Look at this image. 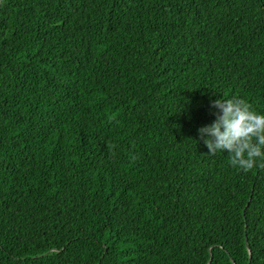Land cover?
<instances>
[{"label": "trees", "instance_id": "1", "mask_svg": "<svg viewBox=\"0 0 264 264\" xmlns=\"http://www.w3.org/2000/svg\"><path fill=\"white\" fill-rule=\"evenodd\" d=\"M232 97L264 0H0V264H264V166L198 133Z\"/></svg>", "mask_w": 264, "mask_h": 264}, {"label": "clouds", "instance_id": "2", "mask_svg": "<svg viewBox=\"0 0 264 264\" xmlns=\"http://www.w3.org/2000/svg\"><path fill=\"white\" fill-rule=\"evenodd\" d=\"M211 103L215 119L198 128L209 153L227 151L230 164L245 172L264 166V111L255 110L241 97Z\"/></svg>", "mask_w": 264, "mask_h": 264}, {"label": "water", "instance_id": "3", "mask_svg": "<svg viewBox=\"0 0 264 264\" xmlns=\"http://www.w3.org/2000/svg\"><path fill=\"white\" fill-rule=\"evenodd\" d=\"M245 242H246V240H245ZM246 246H247V244H246Z\"/></svg>", "mask_w": 264, "mask_h": 264}]
</instances>
